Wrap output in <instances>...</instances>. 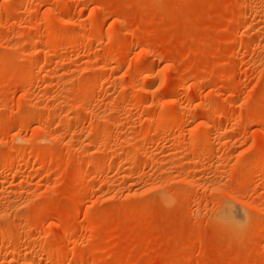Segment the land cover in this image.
Masks as SVG:
<instances>
[{
  "label": "rangeland",
  "instance_id": "374dc122",
  "mask_svg": "<svg viewBox=\"0 0 264 264\" xmlns=\"http://www.w3.org/2000/svg\"><path fill=\"white\" fill-rule=\"evenodd\" d=\"M0 264H264V0H0Z\"/></svg>",
  "mask_w": 264,
  "mask_h": 264
},
{
  "label": "bare ground",
  "instance_id": "6f19581e",
  "mask_svg": "<svg viewBox=\"0 0 264 264\" xmlns=\"http://www.w3.org/2000/svg\"><path fill=\"white\" fill-rule=\"evenodd\" d=\"M223 211V210H222ZM225 211V212H224ZM224 218L227 220H230L233 222L234 218L238 219V220H242L243 219V214L242 212H240V210H238V208L235 207H231L229 206L226 210H224ZM223 214V213H222ZM229 221V222H230Z\"/></svg>",
  "mask_w": 264,
  "mask_h": 264
},
{
  "label": "clouds",
  "instance_id": "9594fccd",
  "mask_svg": "<svg viewBox=\"0 0 264 264\" xmlns=\"http://www.w3.org/2000/svg\"><path fill=\"white\" fill-rule=\"evenodd\" d=\"M245 219L244 220H238L235 219L233 220L235 229L237 232H242L248 225L249 223V216L247 212H244Z\"/></svg>",
  "mask_w": 264,
  "mask_h": 264
}]
</instances>
